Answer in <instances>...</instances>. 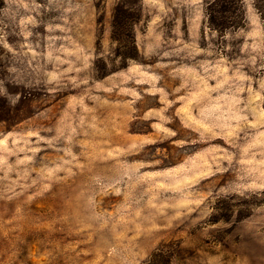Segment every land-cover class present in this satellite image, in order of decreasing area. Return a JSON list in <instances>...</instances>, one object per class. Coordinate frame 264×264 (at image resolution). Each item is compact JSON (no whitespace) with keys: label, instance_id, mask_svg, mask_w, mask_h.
<instances>
[{"label":"rangeland","instance_id":"374dc122","mask_svg":"<svg viewBox=\"0 0 264 264\" xmlns=\"http://www.w3.org/2000/svg\"><path fill=\"white\" fill-rule=\"evenodd\" d=\"M209 0H0V264H264V17Z\"/></svg>","mask_w":264,"mask_h":264},{"label":"trees","instance_id":"16d2710c","mask_svg":"<svg viewBox=\"0 0 264 264\" xmlns=\"http://www.w3.org/2000/svg\"><path fill=\"white\" fill-rule=\"evenodd\" d=\"M241 0H209L208 13L209 22L220 30H228L239 26L243 19ZM259 8L264 17V0H257Z\"/></svg>","mask_w":264,"mask_h":264}]
</instances>
